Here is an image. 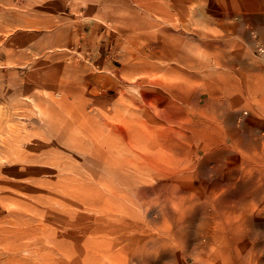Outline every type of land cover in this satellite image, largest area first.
I'll list each match as a JSON object with an SVG mask.
<instances>
[{
    "label": "rangeland",
    "instance_id": "374dc122",
    "mask_svg": "<svg viewBox=\"0 0 264 264\" xmlns=\"http://www.w3.org/2000/svg\"><path fill=\"white\" fill-rule=\"evenodd\" d=\"M205 4L0 0V264H264V87L229 66L262 42Z\"/></svg>",
    "mask_w": 264,
    "mask_h": 264
},
{
    "label": "crops",
    "instance_id": "0c3cea01",
    "mask_svg": "<svg viewBox=\"0 0 264 264\" xmlns=\"http://www.w3.org/2000/svg\"><path fill=\"white\" fill-rule=\"evenodd\" d=\"M207 2L205 7H210V10L216 14V19L221 23L225 24V28L232 33V37H235L238 41L241 38H245L248 41L249 46L253 45L255 41L250 37V34L247 30V27H253L259 34L260 40L264 45V0H202ZM254 41H253V40ZM256 43V42H255ZM248 63L244 64L241 61H229L230 69L232 68H241L249 72V75L252 76V81L254 79L258 80L262 78L261 86L264 87V62H257L254 58H250ZM247 66L248 68H242ZM174 67L169 68L168 70H173ZM226 83L225 85L218 86H230L232 88L236 87L238 91V83H233V79L221 81V83ZM185 85V84H184ZM183 85V86H184ZM248 85V83H247ZM245 85V86H247ZM231 94V91H229ZM223 93L226 94V88ZM248 94V91L246 92ZM232 95V94H231ZM245 96V95H244ZM232 100V99H231ZM262 103L264 102V95L262 96ZM232 104V102H231ZM256 106V105H255ZM259 117V116H258ZM258 117L251 118L249 124V133L251 138H253L252 143V157L254 153L259 154L258 163L251 161L254 166L260 164L264 166V142L261 143L260 134H264V113L260 116L262 120H258ZM254 122L253 120L256 119ZM259 137V138H258ZM257 139V140H256Z\"/></svg>",
    "mask_w": 264,
    "mask_h": 264
},
{
    "label": "bare ground",
    "instance_id": "6f19581e",
    "mask_svg": "<svg viewBox=\"0 0 264 264\" xmlns=\"http://www.w3.org/2000/svg\"><path fill=\"white\" fill-rule=\"evenodd\" d=\"M139 82V81H138ZM137 85H138V83H137ZM142 86H143V84H141ZM138 88V87H137ZM136 88V89H137ZM142 89V88H141ZM173 91V90H172ZM171 94V93H170ZM146 95V94H145ZM144 95V96H145ZM148 96H150L151 97V95H148ZM212 96V95H211ZM182 97H183V95H182ZM146 99V98H145ZM146 101V100H145ZM149 101V100H148ZM146 102V103H148L150 106H152L153 107V105H154V101L153 100H150L149 102ZM160 101H162L163 103H165V102H167L164 98H161L160 99ZM186 101V100H185ZM175 102V101H174ZM220 104V103H219ZM137 105V104H136ZM199 105V104H198ZM202 105V104H201ZM151 107V108H152ZM227 107V106H226ZM140 110V109H139ZM80 113V112H79ZM81 113H82V111H81ZM80 113V114H81ZM165 116L166 117H168V115H170V112L168 111V110H166L165 111ZM198 116V115H197ZM157 117V116H156ZM194 118V117H193ZM85 119V118H84ZM195 122V121H194ZM208 132V131H207ZM249 133V132H248ZM131 136H133V135H131ZM164 136H165V142H164V146L162 147L163 149H165V150H168V152H170V151H177V152H182V151H184L185 150V147L183 146V143L180 141V140H176V139H174V137H172L170 134H168V135H166V134H164ZM259 138V137H258ZM182 139V138H181ZM257 140V139H256ZM132 142V141H131ZM128 143H129V141H128ZM157 143V142H156ZM154 144V143H153ZM206 147V146H205ZM236 147V146H235ZM205 151H207V150H205ZM202 152V151H201ZM205 154V153H204ZM21 156V155H20ZM23 156V155H22ZM259 157H261V156H259V154H257V153H254V156H253V158H251V161L253 160V162H255V163H258V160H259ZM148 159H150V161L152 162V158H148ZM4 161V160H3ZM135 162H134V166H135ZM237 164V163H236ZM138 167V166H137ZM151 167V166H150ZM189 177V176H188ZM176 183V182H175ZM176 184H178V183H176ZM185 186V185H184ZM182 187V186H181ZM184 188V187H183ZM143 193V192H142Z\"/></svg>",
    "mask_w": 264,
    "mask_h": 264
},
{
    "label": "built area",
    "instance_id": "2783aa9c",
    "mask_svg": "<svg viewBox=\"0 0 264 264\" xmlns=\"http://www.w3.org/2000/svg\"><path fill=\"white\" fill-rule=\"evenodd\" d=\"M252 35H253L254 37H257V35H256L254 32L252 33ZM256 50H257L258 54H259L261 57L264 58V45L261 44V43H257V45H256Z\"/></svg>",
    "mask_w": 264,
    "mask_h": 264
}]
</instances>
